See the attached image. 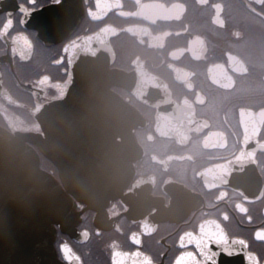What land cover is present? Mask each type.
I'll list each match as a JSON object with an SVG mask.
<instances>
[{"label":"flooded vegetation","instance_id":"af4514ba","mask_svg":"<svg viewBox=\"0 0 264 264\" xmlns=\"http://www.w3.org/2000/svg\"><path fill=\"white\" fill-rule=\"evenodd\" d=\"M103 28L110 49L80 52ZM83 80L93 123L75 149L103 142L125 184L107 202L72 194L60 261L204 264L203 245L264 264V0H0L2 127L43 134L34 110Z\"/></svg>","mask_w":264,"mask_h":264},{"label":"water","instance_id":"95a60500","mask_svg":"<svg viewBox=\"0 0 264 264\" xmlns=\"http://www.w3.org/2000/svg\"><path fill=\"white\" fill-rule=\"evenodd\" d=\"M108 32L103 28L81 37L79 51H108ZM85 81L72 86L65 99L37 106L34 114L43 134L11 132L0 125V264H63L55 247L56 225L74 235L79 214L72 194L85 197V201L103 197L107 202L119 195L125 184L120 177L122 167L114 168L109 161L115 153L104 149L103 142L100 148L75 149L77 140H91L75 134L89 132L93 123L88 96L92 91L82 87ZM33 145L58 166L61 181L41 168ZM187 256L181 255L175 264H182ZM131 257V261L137 260V255ZM192 257L198 261L195 253Z\"/></svg>","mask_w":264,"mask_h":264},{"label":"snow or ice","instance_id":"6c2138e0","mask_svg":"<svg viewBox=\"0 0 264 264\" xmlns=\"http://www.w3.org/2000/svg\"><path fill=\"white\" fill-rule=\"evenodd\" d=\"M198 247L200 248V254L204 259V264H209L210 261H212V264H216V262L213 260V254H210L206 250L205 246L198 245ZM178 264H181V262H178ZM182 264H199V261L193 259L192 254L189 253L188 256L182 262Z\"/></svg>","mask_w":264,"mask_h":264}]
</instances>
